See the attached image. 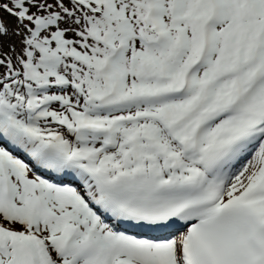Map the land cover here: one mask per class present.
Wrapping results in <instances>:
<instances>
[{
    "label": "snow or ice",
    "instance_id": "obj_1",
    "mask_svg": "<svg viewBox=\"0 0 264 264\" xmlns=\"http://www.w3.org/2000/svg\"><path fill=\"white\" fill-rule=\"evenodd\" d=\"M0 264H264V0H0Z\"/></svg>",
    "mask_w": 264,
    "mask_h": 264
},
{
    "label": "rangeland",
    "instance_id": "obj_2",
    "mask_svg": "<svg viewBox=\"0 0 264 264\" xmlns=\"http://www.w3.org/2000/svg\"><path fill=\"white\" fill-rule=\"evenodd\" d=\"M6 22H8V23L10 24V26L12 25V21H11L10 18H7V17H6Z\"/></svg>",
    "mask_w": 264,
    "mask_h": 264
}]
</instances>
